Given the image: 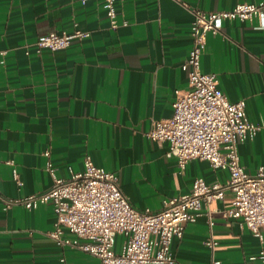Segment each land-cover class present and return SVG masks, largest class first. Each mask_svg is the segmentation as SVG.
Segmentation results:
<instances>
[{"label":"crops","instance_id":"1","mask_svg":"<svg viewBox=\"0 0 264 264\" xmlns=\"http://www.w3.org/2000/svg\"><path fill=\"white\" fill-rule=\"evenodd\" d=\"M257 1L116 0L120 24L113 28L104 0H0V194L45 190L52 184L49 161L67 178L84 169L86 155L118 173L139 209H159L165 198L189 193L197 177L225 181L228 170L207 159L191 158L181 167L167 154L169 141L146 132L153 121L172 116L176 90L188 88L181 65L193 43L189 7L219 10ZM75 28L90 36L36 51L40 35ZM222 28L208 35L202 70L216 72L229 99H246L250 118L264 123V12L251 20L224 19ZM239 154L250 172L264 166V127L239 144ZM232 198L228 191L212 202V227L204 204L184 235L173 238L175 264H252L249 257L264 247V238L242 218L222 214ZM55 219L51 202L5 208L0 197V264H102L60 245L50 234ZM211 233L214 251L204 243ZM124 239L117 235V251Z\"/></svg>","mask_w":264,"mask_h":264},{"label":"built area","instance_id":"2","mask_svg":"<svg viewBox=\"0 0 264 264\" xmlns=\"http://www.w3.org/2000/svg\"><path fill=\"white\" fill-rule=\"evenodd\" d=\"M104 7L111 26L116 28L120 24L116 0H104ZM189 9L193 14V43L181 65L188 73V88L176 90L172 116L153 121L146 134L158 141L168 140L167 154L176 156L181 167L191 158L207 159L213 168L228 170L227 179L208 183L197 177L189 193L165 198L159 209H139L121 189L118 173L97 165L91 155H86L84 169L67 178L60 176L49 161L46 170L52 177L50 187L19 197L0 194L5 208L20 204L34 209L51 202L56 219L50 234L60 245L97 256L102 264H175L173 238L184 235L187 224L199 217L204 204L212 227L217 209L211 204L228 191L233 198L222 214L242 218L260 240L264 238V166L250 172L239 154V144L253 138L264 123L253 121L246 99L230 100L219 86L217 73L205 72L201 66L208 35L222 32V20H251L264 12V0L239 2L229 9ZM88 36L90 31L80 28L51 30L38 37L35 48L39 53L43 49L55 51ZM13 174L21 185L16 169ZM67 232L71 235L66 236ZM118 234L125 236L119 251L115 249ZM204 243L214 251L218 242L211 233ZM249 259L252 264H264V247Z\"/></svg>","mask_w":264,"mask_h":264}]
</instances>
